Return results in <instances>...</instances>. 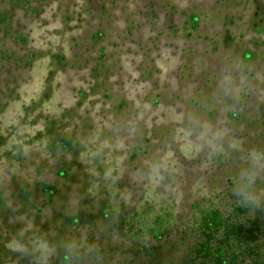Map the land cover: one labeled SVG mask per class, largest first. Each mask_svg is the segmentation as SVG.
I'll use <instances>...</instances> for the list:
<instances>
[{"label":"rangeland","instance_id":"rangeland-1","mask_svg":"<svg viewBox=\"0 0 264 264\" xmlns=\"http://www.w3.org/2000/svg\"><path fill=\"white\" fill-rule=\"evenodd\" d=\"M205 123L222 154L189 144ZM253 148L264 0H0V264L37 238L47 264H250V239L263 264L231 187Z\"/></svg>","mask_w":264,"mask_h":264},{"label":"clouds","instance_id":"clouds-1","mask_svg":"<svg viewBox=\"0 0 264 264\" xmlns=\"http://www.w3.org/2000/svg\"><path fill=\"white\" fill-rule=\"evenodd\" d=\"M192 136V131L186 133ZM228 135L226 128H213L210 124L200 126L195 140H189L194 151L199 152L204 146L212 149L214 153L224 152L223 140ZM230 147L235 148L233 143ZM167 156L160 161L152 162L149 166L148 178L154 183H159L164 179L163 172L167 171ZM264 177V151L250 149L246 155V166L242 167L231 181L233 195L239 201V206L254 214L257 209L264 208V189L257 187V181ZM11 251L27 254L28 247L20 240L13 239L9 243ZM34 250L40 254L41 264H47L52 248L46 239L37 238L34 242Z\"/></svg>","mask_w":264,"mask_h":264},{"label":"trees","instance_id":"trees-1","mask_svg":"<svg viewBox=\"0 0 264 264\" xmlns=\"http://www.w3.org/2000/svg\"><path fill=\"white\" fill-rule=\"evenodd\" d=\"M253 244L254 243H251V239H250V264H260L259 261L256 262V261L253 260L254 257L257 256L256 252H255V250L253 248ZM229 264H231V263H229ZM263 264H264V261H263Z\"/></svg>","mask_w":264,"mask_h":264}]
</instances>
